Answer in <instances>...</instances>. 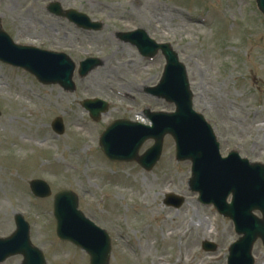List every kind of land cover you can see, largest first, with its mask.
<instances>
[{
    "label": "rangeland",
    "instance_id": "rangeland-1",
    "mask_svg": "<svg viewBox=\"0 0 264 264\" xmlns=\"http://www.w3.org/2000/svg\"><path fill=\"white\" fill-rule=\"evenodd\" d=\"M57 1L102 28L85 30L51 13L48 7ZM259 17L256 0H0L1 27L18 44L66 52L77 63L86 57L101 61L85 80L75 74L73 92L43 85L0 61V235L15 230L14 215L21 212L47 264H89L87 253L57 237L53 196H32L30 181L42 178L53 194L74 190L80 210L109 230L111 264H227V247L237 239L233 223L192 193L191 165L175 161L172 137H165L163 158L148 174L136 162L105 159L99 139L115 119H135L145 107L174 109L140 92L158 84L165 58L149 61L117 37L141 28L177 50L194 107L214 125L222 153L237 149L264 162V18ZM93 96L112 102L99 121L81 103ZM56 117L65 124L58 137L51 129ZM152 144L147 141L140 152ZM111 167L118 171L114 176ZM168 191L183 197L179 209L165 205ZM204 240L219 249L207 253ZM253 253L256 264H264L260 241ZM21 260L12 256L1 264Z\"/></svg>",
    "mask_w": 264,
    "mask_h": 264
},
{
    "label": "water",
    "instance_id": "water-1",
    "mask_svg": "<svg viewBox=\"0 0 264 264\" xmlns=\"http://www.w3.org/2000/svg\"><path fill=\"white\" fill-rule=\"evenodd\" d=\"M51 7H52V10L55 11L56 13L62 14L61 6H60V4L58 2L52 3ZM66 14H68V15H70V14L71 15H76V14L80 15V13H78V12H76L74 10L68 11V12H66ZM1 36L3 38L5 36V38H6V35L2 34V32L0 31V38H1ZM7 44H8V41H4L2 45H5V47H9V45H7ZM2 45H0V57L4 58L6 60H9L10 57L5 52L4 46H2ZM23 49L24 50H22V54H20V55H21V57L23 59V62H27L28 58H30L32 56V54H34L35 49H32V48H23ZM26 52H30V53H26ZM37 52H38V53H36V55L38 56L37 63L39 65L43 66L44 68H52L50 66L53 63H55L54 62V59H55L54 55H52L50 53L42 52V51H37ZM64 66L66 67V63L64 64ZM45 70L47 71V69H45ZM67 71H69V69H67ZM163 82H164V80L162 81V83ZM176 87H179L178 91L175 90ZM169 94L171 95V97L174 100L177 101V103L179 105L178 113L174 115L175 117H174L173 121L170 122V124L176 126L177 128L179 127L180 132H183L185 130L184 129L185 128L184 124L189 125L190 124V120H191L190 117H187V115L189 114V112L191 110V104H190V96L188 94L187 85H186L184 77H182V78L180 77L178 80H176L173 83L172 90L169 92ZM181 120L183 121V123H182ZM181 123H182V125H181ZM161 138H162V135L158 138L159 145L161 144ZM182 141H183V139H182ZM104 150L109 155V153H108V151H107V149L105 147H104ZM113 158H119V157H113ZM231 170H232L231 168H225L223 170H215L214 172H211V168H208L207 171L210 172L211 174H210V176L207 179V185H209L210 184L209 182H211L212 186H213V188H211V189L217 190V188H220L221 183L225 180L224 178L229 176L228 172L231 171ZM69 195H71V192H63V193H61L60 195H58V198L56 199V202H58V199H60L62 196L67 197ZM71 200L72 201L69 202V205L71 207L75 208L76 202L74 201L73 198ZM56 214H57L58 219L60 220L59 227L63 228L65 226V223L61 222V215L57 212V205H56ZM60 235L63 238H67V239L73 240L76 243H81V237L78 236V235H73V233L71 231H69L68 229H66V228L64 229L63 232L60 231ZM255 237H256V235H255ZM255 237H252L251 240L253 238H255ZM251 240L248 242V249L250 247ZM15 244L16 243L12 244L10 248H13L15 246ZM82 244L86 245L88 247V245L86 244V241H85L84 238H82ZM106 250L107 251L104 254L101 255V257H102L101 261L98 263L94 259L93 260L94 264H107L108 263L109 254H110L109 243L107 244V249Z\"/></svg>",
    "mask_w": 264,
    "mask_h": 264
},
{
    "label": "bare ground",
    "instance_id": "bare-ground-1",
    "mask_svg": "<svg viewBox=\"0 0 264 264\" xmlns=\"http://www.w3.org/2000/svg\"><path fill=\"white\" fill-rule=\"evenodd\" d=\"M263 202H264V199H263L260 203H263ZM260 203H259V204H260ZM259 204H255V206H258Z\"/></svg>",
    "mask_w": 264,
    "mask_h": 264
}]
</instances>
